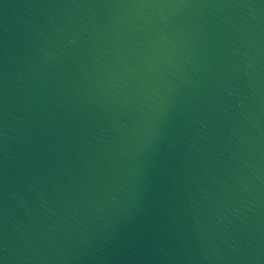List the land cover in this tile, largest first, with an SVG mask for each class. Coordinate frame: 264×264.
I'll list each match as a JSON object with an SVG mask.
<instances>
[{
	"label": "water",
	"instance_id": "water-1",
	"mask_svg": "<svg viewBox=\"0 0 264 264\" xmlns=\"http://www.w3.org/2000/svg\"><path fill=\"white\" fill-rule=\"evenodd\" d=\"M0 264H264V0H0Z\"/></svg>",
	"mask_w": 264,
	"mask_h": 264
}]
</instances>
